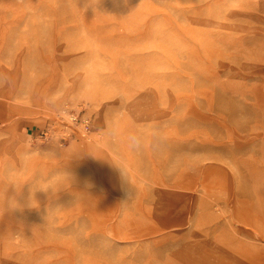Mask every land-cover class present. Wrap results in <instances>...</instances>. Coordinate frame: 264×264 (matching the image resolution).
Returning <instances> with one entry per match:
<instances>
[{"label": "rangeland", "instance_id": "1", "mask_svg": "<svg viewBox=\"0 0 264 264\" xmlns=\"http://www.w3.org/2000/svg\"><path fill=\"white\" fill-rule=\"evenodd\" d=\"M263 141L264 0H0V264H95L207 169L253 226Z\"/></svg>", "mask_w": 264, "mask_h": 264}, {"label": "bare ground", "instance_id": "2", "mask_svg": "<svg viewBox=\"0 0 264 264\" xmlns=\"http://www.w3.org/2000/svg\"><path fill=\"white\" fill-rule=\"evenodd\" d=\"M248 170L257 176L255 202L241 214L253 226L233 229L230 222L225 232V204L220 202L225 199L217 193L223 175L207 169L203 196L192 188L162 193L147 219L128 223L130 231L117 233L112 248L101 252L95 264H264V141Z\"/></svg>", "mask_w": 264, "mask_h": 264}, {"label": "clouds", "instance_id": "3", "mask_svg": "<svg viewBox=\"0 0 264 264\" xmlns=\"http://www.w3.org/2000/svg\"><path fill=\"white\" fill-rule=\"evenodd\" d=\"M127 141L130 148L136 149L141 146V138L136 134H130Z\"/></svg>", "mask_w": 264, "mask_h": 264}]
</instances>
